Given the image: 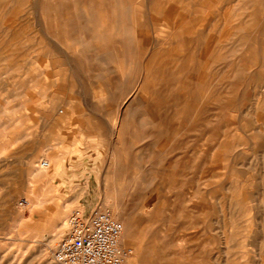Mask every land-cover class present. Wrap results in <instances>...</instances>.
<instances>
[{"label": "rangeland", "instance_id": "obj_1", "mask_svg": "<svg viewBox=\"0 0 264 264\" xmlns=\"http://www.w3.org/2000/svg\"><path fill=\"white\" fill-rule=\"evenodd\" d=\"M48 2L0 0V264L83 198L125 264H264V0Z\"/></svg>", "mask_w": 264, "mask_h": 264}, {"label": "built area", "instance_id": "obj_2", "mask_svg": "<svg viewBox=\"0 0 264 264\" xmlns=\"http://www.w3.org/2000/svg\"><path fill=\"white\" fill-rule=\"evenodd\" d=\"M27 200L20 201L22 207ZM68 232L59 241L53 258L59 264H125L128 250L120 244L124 224L109 209L92 208L71 213Z\"/></svg>", "mask_w": 264, "mask_h": 264}, {"label": "bare ground", "instance_id": "obj_3", "mask_svg": "<svg viewBox=\"0 0 264 264\" xmlns=\"http://www.w3.org/2000/svg\"><path fill=\"white\" fill-rule=\"evenodd\" d=\"M47 2H48V0H47ZM48 3H50V2H48ZM102 3V2H101ZM53 4V3H52ZM45 14H47L49 17H51V16H53V15H55V14H52L51 13V11H50V9H45ZM118 24V23H117ZM130 28H131V26H130ZM75 36V35H74ZM123 36V35H122ZM148 55V54H147ZM105 66V65H104ZM106 68L105 69H107L108 71H111V68H110V66L107 64L106 66H105ZM143 70V69H142ZM48 86V85H47ZM136 93V92H135ZM102 109V108H101ZM120 113V112H119ZM113 124L111 125V133H112V135H117L118 133H120L121 132V129H119L120 127H119V125H118V122L117 121H114V122H112ZM54 158L53 157H51V159H50V162L51 163H53L54 164V160H53ZM49 161H42L41 162V166L40 167H42V168H46L48 171H49V173H51V175H54V173H59L60 174V172H61V165H59V166H57V165H50L51 163H50ZM135 167V166H134ZM134 176V175H133ZM122 235H123V233H122ZM122 235H121V237H122ZM121 237H120V239H121ZM59 264V263H58Z\"/></svg>", "mask_w": 264, "mask_h": 264}, {"label": "crops", "instance_id": "obj_4", "mask_svg": "<svg viewBox=\"0 0 264 264\" xmlns=\"http://www.w3.org/2000/svg\"><path fill=\"white\" fill-rule=\"evenodd\" d=\"M81 205L83 206L82 209H83L84 213L87 214L90 211L91 207H92L91 206L92 202L90 200H87V199L83 198L81 200Z\"/></svg>", "mask_w": 264, "mask_h": 264}]
</instances>
